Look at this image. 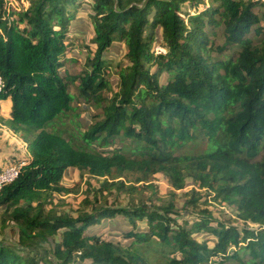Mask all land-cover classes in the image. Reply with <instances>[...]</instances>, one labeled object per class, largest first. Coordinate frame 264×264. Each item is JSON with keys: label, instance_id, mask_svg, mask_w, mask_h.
<instances>
[{"label": "trees", "instance_id": "obj_1", "mask_svg": "<svg viewBox=\"0 0 264 264\" xmlns=\"http://www.w3.org/2000/svg\"><path fill=\"white\" fill-rule=\"evenodd\" d=\"M24 1L11 10L0 0V101L10 102L0 122L28 152L0 188V234L16 238L0 241V264H151L139 246L163 264H264V12H255L264 1L91 0L96 48L74 75L61 69L78 0ZM115 41L126 65L113 91L104 54ZM78 98L98 111L90 124ZM193 145L199 151L186 153ZM69 168L103 179L75 217L53 206L71 192L61 184ZM158 173L174 191L191 180L181 212L192 223L172 203L103 201L111 189L150 187ZM127 174L142 184L119 180ZM210 203L231 207L242 227L218 221ZM118 216L131 245L87 233Z\"/></svg>", "mask_w": 264, "mask_h": 264}, {"label": "rangeland", "instance_id": "obj_2", "mask_svg": "<svg viewBox=\"0 0 264 264\" xmlns=\"http://www.w3.org/2000/svg\"><path fill=\"white\" fill-rule=\"evenodd\" d=\"M264 1V0H262ZM6 8L19 10L22 7L27 6V2L24 0H5ZM80 6L75 11V19L71 22L68 32V37L72 40L69 41L67 46V50L64 57V66L61 69H65L69 74L74 75L80 73L83 69V64L85 58L87 56H92V53L95 51V44L92 42L93 37V29L91 25L90 17L93 15V11L91 9V0H78ZM255 12L260 15L264 12V7L259 5L255 8ZM261 25H264V20L260 21ZM221 28H215L219 34V38L215 39L216 43L221 44ZM159 33V32H157ZM153 49L156 51H162L163 48L160 45L159 34L156 36V40L152 44ZM233 52V51H230ZM126 53V48L123 42L115 41L109 48V50L104 54V59H106L110 64V69L108 73V80L111 82V88L113 91L116 90L117 83V74L118 66L124 67L126 65V60L124 55ZM69 92L75 97H77V93L75 88L70 87ZM104 95L110 96L111 93L109 91H104ZM78 109L79 112V120L81 123L86 122V124H90L91 120H94L98 111L91 108L88 105L83 103V100L76 99L73 103ZM6 104L4 101L0 102V118L4 119L5 116H2L5 112ZM4 126V127H3ZM13 133L10 132L8 128L4 124L0 122V170L4 171L11 166L20 167L25 164V159L28 158L26 154H23V149L26 147L25 143L21 144V141L18 136H13ZM119 145V142H116ZM116 145V146H117ZM199 147V146H198ZM193 146H189L186 148V153H191L194 151H199V148ZM136 175L127 174L119 180L123 181L126 185H131L133 187H137L142 183L136 184L134 182ZM102 178H95L88 174H80L77 170L69 168L66 170L61 184L71 189V192L68 194H58L54 195L53 206L59 212H65L69 215L75 217L77 215V211L82 206V201L86 197L92 199L93 190H97L99 185L102 182ZM146 184H150V187L143 188L140 187L138 192L128 193L125 191H118L115 189H111L109 192H104V196L106 197L105 201L108 205H113L115 207H124L130 205L132 202H136L137 200L146 201L147 204L154 205H167L172 203L174 205V210L178 213H181L180 219H187L189 223H192L194 216L192 214H187L182 211V206L185 200L189 199L187 196V192L192 189L193 183L191 180L186 181L185 188L179 191H174L168 184L167 179L161 174H155L151 177L150 181ZM144 184V185H146ZM204 197H206L204 195ZM208 199V197H207ZM102 201V204L105 202ZM208 209L212 212L213 216L218 219L221 223L232 224L234 227H242V222L236 217L235 211L231 207L220 206L215 203H210ZM181 221H179L180 223ZM215 225V222L212 223ZM137 225L140 230H145V222L138 221ZM250 225V224H249ZM251 226V225H250ZM131 227L127 220L123 217L118 216L114 220L104 221L99 226L91 227L87 230L88 234H92L95 236H99L104 240H108L111 242H119L123 245L129 246L132 244L131 239H127L124 237V233L129 232ZM205 234H203L204 236ZM12 236V237H11ZM202 235H198V238L203 237ZM206 237H211L210 235H206ZM204 239V237H203ZM209 245L211 246L213 241H210ZM213 238L211 237V240ZM16 238L14 237V233H9L8 230H5L4 233L0 234V241L4 243L13 244ZM138 250L140 249L144 255L148 258L151 264H163L164 260L160 252L155 251L153 246L151 247H135ZM230 252H233V248H230ZM225 264H237L235 261L226 262Z\"/></svg>", "mask_w": 264, "mask_h": 264}, {"label": "built area", "instance_id": "obj_3", "mask_svg": "<svg viewBox=\"0 0 264 264\" xmlns=\"http://www.w3.org/2000/svg\"><path fill=\"white\" fill-rule=\"evenodd\" d=\"M0 88H1V82H0ZM20 165L18 166H11L6 170H2L0 172V188L6 184L11 182L15 177H17L19 173Z\"/></svg>", "mask_w": 264, "mask_h": 264}, {"label": "crops", "instance_id": "obj_4", "mask_svg": "<svg viewBox=\"0 0 264 264\" xmlns=\"http://www.w3.org/2000/svg\"><path fill=\"white\" fill-rule=\"evenodd\" d=\"M1 102V101H0ZM5 102V104H6V107H5V112H4V114L2 115V116H5V118L4 119H2V120H6L7 118H8V113H9V108H10V102L9 101H4ZM4 127V126H3ZM7 128V127H6ZM11 132V131H10ZM12 133V132H11ZM13 136L15 135L14 133L12 134ZM15 136H17V135H15ZM20 139V138H19ZM20 141H21V144L22 143H24L21 139H20ZM24 151H23V154H26V155H28V152H27V148L25 147L24 149H23Z\"/></svg>", "mask_w": 264, "mask_h": 264}]
</instances>
